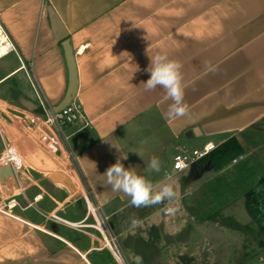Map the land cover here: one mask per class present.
<instances>
[{
    "label": "crops",
    "instance_id": "1",
    "mask_svg": "<svg viewBox=\"0 0 264 264\" xmlns=\"http://www.w3.org/2000/svg\"><path fill=\"white\" fill-rule=\"evenodd\" d=\"M49 11L74 52L75 100L84 114L59 134L48 170L41 157L46 129L34 120L64 100L70 80ZM0 20L14 47L10 52L0 32V167L10 148L22 164L15 178L0 182V264H165L147 234L170 224L160 214L172 215L163 211L166 203L152 205L131 228L134 213L151 207L133 210L130 197L106 184L103 173L119 157L154 183L177 179L174 222L186 217L191 224L199 201L227 191L264 195V0H0ZM164 53L183 64L184 117L166 116L172 101L162 88H144L150 56ZM232 139L243 150L236 165L173 171L175 156ZM255 154L261 166L250 158ZM153 156L161 171L148 174ZM200 190L208 197L199 200ZM246 199L239 203L247 209ZM97 219H106L107 236Z\"/></svg>",
    "mask_w": 264,
    "mask_h": 264
},
{
    "label": "rangeland",
    "instance_id": "2",
    "mask_svg": "<svg viewBox=\"0 0 264 264\" xmlns=\"http://www.w3.org/2000/svg\"><path fill=\"white\" fill-rule=\"evenodd\" d=\"M36 126H38V123H36ZM33 131L36 134V131ZM43 146L46 151L41 154L43 158L42 165L46 167L45 169H48L52 166L50 163H52L55 154L48 149L46 144ZM192 151L190 150L189 153ZM250 158L260 166L262 165L256 154ZM263 171L264 168L261 169V173ZM188 180H191V178ZM240 190L231 193L229 191L224 192L220 198H206L208 196L205 197L206 194L202 192L203 190H200L199 200L206 198L208 201H197L196 210L194 211L196 220L191 224H188L190 220L185 219L186 217H182L183 220L173 221L177 214L179 216V211L170 217L160 214L161 220L170 224H166L167 228L160 230L157 232L158 234L154 231L152 234H147L150 238L157 240V246H155L157 256L162 257L165 264H241L243 261H245V264H264V255L256 259L257 252H264V234L249 215L246 207L240 205L239 200L246 198V195L242 194ZM13 200L9 198L5 202L7 203V209ZM234 201L238 202L237 205L229 208V204ZM172 206L176 207V205ZM147 207L151 208L134 213L137 220L151 213L152 206ZM134 209L136 210L137 207H133ZM209 215L215 219L210 221L212 226L205 227V218ZM122 218L124 217L122 216ZM171 221L174 224L171 225ZM127 223L121 224V227L123 228ZM214 223L215 225H213ZM101 228L107 236L103 226H99L98 230H101ZM143 231L141 230V233ZM172 234L176 239H171ZM108 245H110V242ZM261 258L263 259L261 260ZM151 264H158V262L153 261Z\"/></svg>",
    "mask_w": 264,
    "mask_h": 264
},
{
    "label": "clouds",
    "instance_id": "3",
    "mask_svg": "<svg viewBox=\"0 0 264 264\" xmlns=\"http://www.w3.org/2000/svg\"><path fill=\"white\" fill-rule=\"evenodd\" d=\"M182 69L183 64L177 59L169 58L166 53L150 56V64L146 69L150 73V78L143 82L144 88L146 91H153L157 87L164 90L165 98L172 101L166 113L170 119L184 117L189 112V105L184 100L187 84ZM139 155L142 157L141 154ZM124 159H127V156ZM146 165L144 171L148 174L161 171V162L156 156L147 161ZM103 176L106 184L111 186V190L130 197V203L133 206L147 207L166 203L163 209L165 214L175 215L178 211L176 207L172 206V202L178 199V192L171 176H165L162 181L154 183L145 175L138 174L136 167L126 168L121 157L108 167ZM88 210L91 213L96 211L92 206H89ZM140 223L137 219H132L131 228L138 227Z\"/></svg>",
    "mask_w": 264,
    "mask_h": 264
},
{
    "label": "built area",
    "instance_id": "4",
    "mask_svg": "<svg viewBox=\"0 0 264 264\" xmlns=\"http://www.w3.org/2000/svg\"><path fill=\"white\" fill-rule=\"evenodd\" d=\"M0 32L2 35L6 36L7 40L9 41L4 29V25L2 24L1 20H0ZM9 44H10V52H12L14 47L10 41ZM83 114L84 112L82 105L76 100H74L68 107H66L59 114H50L46 119H41L39 117L35 118L34 121L38 122L39 124H42L46 129V132L44 133L43 136V141L45 142V144L48 146V149L52 153H57L59 151L61 145V138L59 134L64 133L66 130L78 124L83 119ZM217 148L218 147L215 146L214 144H207L201 150H194L190 153L184 152L182 154L175 156L173 160V171L175 173H182L191 169L193 166L197 165L200 161L209 157L215 150H217ZM12 150L13 153L11 152ZM15 154L16 152L14 149H8L3 158L4 160L11 162L14 172L22 168L21 162H18L14 158ZM243 159H244L243 157H239L233 161V164L236 165L238 162L242 161ZM177 165H180V167H177ZM86 201L88 204H90V200L87 196H86ZM105 223H106V219L105 220L102 219L101 221L97 219V227L99 226L101 227L103 226V224L105 225ZM114 254L118 258V260L122 262L119 254L115 251Z\"/></svg>",
    "mask_w": 264,
    "mask_h": 264
},
{
    "label": "trees",
    "instance_id": "5",
    "mask_svg": "<svg viewBox=\"0 0 264 264\" xmlns=\"http://www.w3.org/2000/svg\"><path fill=\"white\" fill-rule=\"evenodd\" d=\"M38 113H42L39 111ZM243 150L237 139H232L226 144L220 146L209 157L200 161V164L206 166L209 162L212 164L216 171H221L232 163L233 160L241 157ZM247 198V210L251 217L257 221L261 226L264 225V195L260 192L248 193ZM211 216H207L206 219H210ZM264 230V226H263Z\"/></svg>",
    "mask_w": 264,
    "mask_h": 264
},
{
    "label": "water",
    "instance_id": "6",
    "mask_svg": "<svg viewBox=\"0 0 264 264\" xmlns=\"http://www.w3.org/2000/svg\"><path fill=\"white\" fill-rule=\"evenodd\" d=\"M50 12V17L52 21V25L58 36L63 40V48L66 54L67 64L70 73V80H69V87L66 93L64 100L56 106L51 114H59L61 113L66 107H68L76 98L77 89H78V80H77V70H76V63H75V56L74 52L71 48L69 40H67V36L64 34L63 29L61 28L60 24L58 23L55 15L52 11ZM37 110L34 108L33 111ZM210 165V164H209ZM209 167V166H208ZM15 178L14 171L10 162H8L5 166L0 167V182L4 185L10 180Z\"/></svg>",
    "mask_w": 264,
    "mask_h": 264
},
{
    "label": "snow or ice",
    "instance_id": "7",
    "mask_svg": "<svg viewBox=\"0 0 264 264\" xmlns=\"http://www.w3.org/2000/svg\"><path fill=\"white\" fill-rule=\"evenodd\" d=\"M177 167H180V165H177Z\"/></svg>",
    "mask_w": 264,
    "mask_h": 264
}]
</instances>
